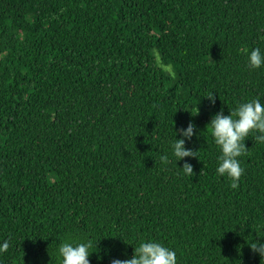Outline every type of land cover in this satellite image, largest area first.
Instances as JSON below:
<instances>
[{
    "label": "trees",
    "instance_id": "obj_1",
    "mask_svg": "<svg viewBox=\"0 0 264 264\" xmlns=\"http://www.w3.org/2000/svg\"><path fill=\"white\" fill-rule=\"evenodd\" d=\"M256 47L264 0H0V264H62L69 240H91L90 264L142 241L177 264H264V143L246 138L233 189L206 129L264 103ZM190 123L184 176L171 142Z\"/></svg>",
    "mask_w": 264,
    "mask_h": 264
},
{
    "label": "clouds",
    "instance_id": "obj_2",
    "mask_svg": "<svg viewBox=\"0 0 264 264\" xmlns=\"http://www.w3.org/2000/svg\"><path fill=\"white\" fill-rule=\"evenodd\" d=\"M248 67L250 69H260L264 67V50L260 47L252 49L248 53ZM216 94L207 96L212 103H215ZM196 125L190 123L186 129L181 128L176 131V138L171 142V155L175 158L178 167V174L191 176L194 174L193 166L185 160L186 157H198L197 152L186 147V140L190 141L193 136H201L197 133ZM214 139L216 146L220 150L218 167L216 169L219 176L227 177L230 187H238L244 169L241 167L240 157L247 154L245 140L250 133H256L253 139L257 143H264V103L260 99H253L242 102L234 112L225 115L223 108L215 113L207 125ZM180 136L181 138H178ZM163 162L169 161L168 154L162 155ZM185 161L183 167L178 166V162ZM9 247L7 242L0 244V253L5 252ZM91 240L87 241H64L58 247L59 257L62 264H90ZM250 247L262 258H264V241L255 240ZM134 255L130 259H113L111 264H177V253L170 247L155 241H142L134 247ZM102 259V258H101Z\"/></svg>",
    "mask_w": 264,
    "mask_h": 264
}]
</instances>
